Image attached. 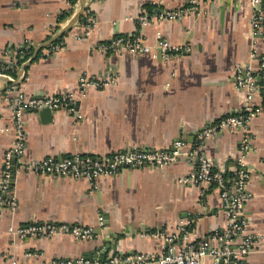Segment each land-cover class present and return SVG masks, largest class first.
I'll list each match as a JSON object with an SVG mask.
<instances>
[{
  "label": "crops",
  "instance_id": "1",
  "mask_svg": "<svg viewBox=\"0 0 264 264\" xmlns=\"http://www.w3.org/2000/svg\"><path fill=\"white\" fill-rule=\"evenodd\" d=\"M148 4L175 10L185 7L187 0H76L73 5L68 0H0V63L6 53L12 62L0 75V127L12 126L10 99L17 94V86L27 96L77 94L82 75L111 73L116 78L115 84L89 88L77 103L82 118L76 133L73 116L65 109L24 111L25 160L102 156L132 146L152 150L177 139L188 143L204 126L242 112L246 91L235 85V69L242 66L259 73L258 58L250 57L252 44L257 55L264 52V39L254 42L251 37L247 9L235 0L209 1L198 13L150 20L139 28V14L156 7L148 9ZM85 9L95 19L87 36ZM138 29L141 42L151 50L102 52L97 48ZM158 34L181 50L162 56L154 48ZM22 40L32 50L17 64L22 58L15 48ZM59 43L62 48L52 51ZM255 82L261 84L264 79L258 75ZM262 101L256 95L262 110L243 129L221 131L204 147L212 166L226 176L236 169L239 158L249 175L245 232L255 241L243 264H264ZM244 134L249 136L246 151L240 147ZM12 142V130L0 131V175L3 155ZM192 168L185 157L163 167H124L116 174L97 177L94 186L85 178L19 169L13 183L16 205L12 210L0 207V264H49L59 258L98 261L104 252L105 256L161 253L166 249L164 241L145 233L175 231L179 223L190 222L188 240H194L223 228L228 217L218 190L179 181ZM100 214L105 227L92 240L71 235L19 238L9 231L33 222L96 228ZM112 234L117 238L110 239L106 251L105 238ZM202 264L214 263L207 257Z\"/></svg>",
  "mask_w": 264,
  "mask_h": 264
},
{
  "label": "built area",
  "instance_id": "2",
  "mask_svg": "<svg viewBox=\"0 0 264 264\" xmlns=\"http://www.w3.org/2000/svg\"><path fill=\"white\" fill-rule=\"evenodd\" d=\"M209 1L221 2L223 0H187L185 7L175 10L159 8L158 5L153 4L152 7H156L152 12L140 13L137 17V23L141 28L150 20L179 19L186 13L202 11ZM235 1L248 11L252 29L251 37L254 42L258 38L264 39V10L261 7V0ZM84 14V35L87 36L93 30L95 19L89 9H85ZM252 47L254 51H252L250 57L258 58L260 62L259 73L254 74L242 66L236 67L234 72L235 85L246 91L242 112L224 116L204 126L196 131L191 142L187 143L177 139L168 147L152 150H142L132 146L102 156L73 154L59 158L44 157L40 160L27 161L24 159V111L40 110L42 108L50 110L65 109L73 116V131L76 133L78 131L76 124L82 118L77 103L86 95L89 88H103L106 85L115 84L116 78L111 73L98 77L82 75L77 81V94L61 93L49 96H27L17 86V94L10 99L12 126L0 127V131L12 130L13 132V142L5 151L2 160L0 207L6 206L11 210L14 209L16 205L13 184L14 174L19 169L41 175L85 178L91 186H94L97 177L116 174L124 167H163L170 162L185 157L192 162L193 168L179 181L184 184L203 183L218 190L222 199V207L228 217V221L223 228L214 229L200 238L188 240L190 222L179 223L175 231L145 233L146 236L159 237L164 241L166 249L161 253H109L102 261H91L86 258H59L51 260L49 264H202L207 257L214 264H243V257L252 250L255 241L252 235L245 232L247 217L244 214V204L251 197L246 190L249 175L243 167L242 159L239 158L236 169L226 176L222 170L212 166L210 159L204 153V147L208 139L221 131L243 129L246 123L262 110L261 105L255 102V97L256 95L261 96L264 104V83L257 84L255 79L258 75L264 79V52L257 55L255 45L252 44ZM51 48L52 51L59 50L62 48V43L55 44ZM97 48L102 52L126 51L134 53L151 50L150 46L141 42L139 29L135 33L116 36L106 42L99 43ZM154 48L164 57L171 56L181 50V47L171 45L160 34L157 35ZM28 49V41L22 40L16 45L15 53L20 58H24L28 53ZM10 63L12 62L9 59V53H6L1 59L0 75L6 74L5 69L11 66ZM248 139L249 136L244 134L240 143L241 150L246 151ZM104 227L103 217L100 214L98 215L96 228L68 223L33 222L14 228L10 227L9 231L19 238L71 235L77 240H92L102 234ZM97 230L101 234H98ZM178 238L181 239L179 244L176 243Z\"/></svg>",
  "mask_w": 264,
  "mask_h": 264
},
{
  "label": "water",
  "instance_id": "3",
  "mask_svg": "<svg viewBox=\"0 0 264 264\" xmlns=\"http://www.w3.org/2000/svg\"><path fill=\"white\" fill-rule=\"evenodd\" d=\"M261 7H262V9L264 10V0H261ZM82 8H83V7H82ZM80 12H81V11H80ZM80 12H79L78 15H80ZM78 15H75V16L73 17V21L76 20V18L78 17ZM30 60H31V59H30ZM39 111H51V110L48 109V108H42V109H40ZM191 140H193V137H192V139H190V140H188V141H191ZM97 233H98V234H101V232H100L99 230H97ZM112 237L117 238V235H116V234H112V235H108V237L105 238V240L107 241V244H106L107 249H106V251H108V248L110 247V243H109V241H110V239H111ZM104 257H105V252L102 253L100 259L98 258V261H102V260L104 259Z\"/></svg>",
  "mask_w": 264,
  "mask_h": 264
},
{
  "label": "trees",
  "instance_id": "4",
  "mask_svg": "<svg viewBox=\"0 0 264 264\" xmlns=\"http://www.w3.org/2000/svg\"><path fill=\"white\" fill-rule=\"evenodd\" d=\"M68 1H69L70 4L73 5V4L75 3L76 0H68ZM151 6H152V4H148V7H147V8L150 9ZM149 13H150V12H149ZM63 15H64V14H63ZM63 15H62L61 17H63ZM63 18H64V17H63ZM80 20L83 21V17H81ZM84 21H85V20H84ZM31 50H32V48L29 47V49H28V53H26V55H25L24 58L28 57L29 54H31ZM24 58L17 60V64H20V62H22V61L24 60ZM0 64H1V63H0Z\"/></svg>",
  "mask_w": 264,
  "mask_h": 264
}]
</instances>
